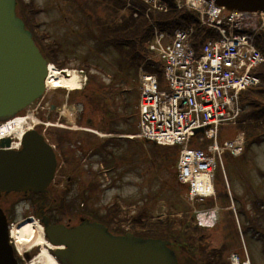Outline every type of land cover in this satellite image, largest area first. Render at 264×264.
Returning <instances> with one entry per match:
<instances>
[{"label":"rangeland","instance_id":"obj_1","mask_svg":"<svg viewBox=\"0 0 264 264\" xmlns=\"http://www.w3.org/2000/svg\"><path fill=\"white\" fill-rule=\"evenodd\" d=\"M32 1L40 12L35 16V21L39 24L37 32L45 37L46 41L56 42L61 46L63 54L59 55L58 62L66 67L65 70L77 71L86 79L88 87L84 85V88L87 92L101 85L109 88L107 92H118L119 99L115 105L119 115L118 132L131 133L137 130L138 117L134 114L138 111L137 88L123 93L125 87L130 84L138 86L136 71L125 70L121 75L118 73L120 55L117 51L113 48L104 52L95 49L97 42L94 37L100 36L96 27L97 18H106L109 11H113V3L110 0H24V3L29 4ZM110 14L115 18L117 16L114 12ZM121 14H124L123 10ZM111 80L114 81L113 88L109 87ZM133 91L134 93H130ZM57 92L65 97L68 93L71 94V91L66 89L50 88L45 94V104H52L53 99H57ZM78 102L76 100V103ZM76 103L67 104L63 101L58 107L67 118L74 121L75 115L72 113L75 112ZM248 111L247 107L246 112ZM93 116L99 119L98 115ZM236 134L237 128L233 125L221 127L222 140L231 139ZM248 139L255 140L252 137ZM260 140L264 141V133ZM126 143L130 152L120 143L119 158H114V164L118 162L120 165L114 172H102L98 175L89 172L81 178L73 177L78 184L83 185L64 194L71 205L59 208V221L67 223L72 219V222L76 223L79 218L87 217L86 215L99 219L115 204H118L121 214L119 220L111 225L114 231L119 230L116 229L117 222L122 228L125 226L138 232L143 230V227L136 224L133 226L130 221L125 220V217L132 219L140 216L139 214L147 215L151 221L171 217L180 223L186 216L192 218L193 212L187 202V189L180 185L176 176L174 165L178 157L177 147H162L154 143L144 145L142 141H134V145H131V141ZM133 148L135 150L131 151ZM263 175L264 143L248 145L241 156L226 153L220 162L216 178L218 193L215 197V203L219 206L218 224L215 229L204 231V239L212 240V245L217 248H223L226 261L230 254L235 252L243 255L242 257L247 255L252 264H264V235L258 234L256 238L255 234L253 235L255 230H249L246 220L247 216L250 219L257 217V214L251 211L256 203L258 213H262L264 225V210L259 205H264ZM63 179L65 177L61 178ZM209 203L211 201L207 202L206 206ZM31 209L28 202L20 203L16 208L12 226L29 218L37 221L33 214L25 215V212L32 211ZM212 245L205 243L200 250L207 252ZM35 249L36 247H33L27 253ZM40 249L25 264L35 263V259L40 256Z\"/></svg>","mask_w":264,"mask_h":264},{"label":"water","instance_id":"obj_2","mask_svg":"<svg viewBox=\"0 0 264 264\" xmlns=\"http://www.w3.org/2000/svg\"><path fill=\"white\" fill-rule=\"evenodd\" d=\"M215 1L231 11L264 12V0ZM16 6V0H0V121L29 107L46 90L47 61L17 16ZM10 145L11 139L0 141V193L44 192L57 165L52 147L36 131L25 134L22 151L6 150ZM42 222L56 257L64 264H179L169 241L131 233L116 236L103 224L88 220L74 227L51 225L47 217ZM0 264H17L1 208Z\"/></svg>","mask_w":264,"mask_h":264},{"label":"built area","instance_id":"obj_3","mask_svg":"<svg viewBox=\"0 0 264 264\" xmlns=\"http://www.w3.org/2000/svg\"><path fill=\"white\" fill-rule=\"evenodd\" d=\"M221 11L211 7L208 20L203 24L219 29L223 39L206 47V55L199 60L193 58L189 46V35L179 33L172 47H155L167 59V77L171 93L159 92L154 77H145L141 100L143 129L147 136L160 142H183L193 131L210 125L213 136L221 122L234 120L240 109L237 92L254 80L250 69L264 57L258 52L247 35L227 37L220 26L227 21L232 30H241L240 18L231 15L214 23ZM233 90L235 93L232 94ZM229 148L236 150L238 144ZM214 160L202 152L187 151L182 156L183 177L193 182V190L201 191L197 177L210 182Z\"/></svg>","mask_w":264,"mask_h":264},{"label":"trees","instance_id":"obj_4","mask_svg":"<svg viewBox=\"0 0 264 264\" xmlns=\"http://www.w3.org/2000/svg\"><path fill=\"white\" fill-rule=\"evenodd\" d=\"M110 1L113 3V11H109L106 18L99 17L96 21V27L100 36H96L99 46L95 49L102 51L110 46L114 47L120 54L118 65L121 75L124 74L125 70L137 72L139 67L143 65L146 72L156 74L162 82V65L160 62L148 59L150 53L147 50L146 44L151 39L155 27L160 31L173 32L178 28H186L189 25L195 24V16L188 11L179 10L175 0H165L170 7V11L166 14H150L149 19L144 14H140L139 17L135 18V9L132 8V14L121 16L120 10L124 6V0ZM139 8L142 9L144 6L139 5ZM17 12L25 21L27 28L33 31L44 57L48 61L56 63L59 67H63L58 62L59 55L62 52L61 46L55 42L46 41L45 37L37 32L38 25L35 21V16L38 14V11L35 3L32 1L26 4L24 0H18ZM111 12L117 14L116 18L110 14ZM205 36L204 30L199 31L196 35V41L204 39ZM261 77L263 80L262 88L249 91L242 98L245 107H248L249 111L242 116L239 128L245 130L249 138L255 139L251 141L252 143L264 142L260 140L264 133V73ZM90 104L96 111L108 108V104L105 102V94L92 96ZM120 214L121 210L118 208V204L113 205L112 209H109L108 212V216L111 215V219L106 221V224L110 225L114 220H119ZM125 220L130 221L133 226L136 224L143 227L141 235L146 236L145 234L147 233V236L166 238L174 241L175 246L181 248L189 263L195 264L194 255H196L198 250L197 243L202 240L203 235L201 234V229L194 224L193 217L186 216L180 223L174 221L171 217H167L164 220L151 221L144 214H140V216L133 217L132 219H129V217L126 219L125 217Z\"/></svg>","mask_w":264,"mask_h":264},{"label":"flooded vegetation","instance_id":"obj_5","mask_svg":"<svg viewBox=\"0 0 264 264\" xmlns=\"http://www.w3.org/2000/svg\"><path fill=\"white\" fill-rule=\"evenodd\" d=\"M56 96L57 99H53L54 102L51 104V108L47 114L43 115L45 116L43 119L52 122V124L47 128L41 126L38 128L39 131H45L46 140L50 145L55 147L57 154L55 179L47 192L43 194H31L29 196L24 193L0 194V206L9 220L15 217V212H13L14 204L20 201H27L32 207V211L25 212V215L33 214L37 217L48 215L51 221L61 223L58 221L60 216L58 208L62 204L64 206L69 204V200L67 201L64 194L71 192V189L73 191L77 190V186L78 188L82 186L73 177L81 178L89 172L96 175L102 172H113L116 168L114 158L117 157L118 151L114 137L117 134L118 120L117 112L114 111L115 109L112 108L113 111L111 113L108 112L106 117L103 115V112L100 113L99 120H95L87 114L85 102H90L87 92H77L69 94L66 97L57 92ZM79 96V104H76L73 114L75 115V120H69L64 116L61 109L59 110L58 104L63 101L70 104L73 99H77ZM42 107V102H37L33 111L41 116L43 113L40 111V108ZM84 126L105 130L109 136L107 139L100 141L97 138L99 135L96 132L89 131ZM102 159L103 162H101ZM62 177H65V179L61 180ZM65 183H68V185H65ZM54 212H59V215L54 214ZM69 223L73 225L72 219L68 220L67 224ZM251 227L252 225H249V228ZM254 229L260 232V226L258 225ZM36 253L37 251L34 250L28 254L27 258H32ZM16 259L18 264H24L27 260L17 255ZM179 262L180 264H189V261L180 255Z\"/></svg>","mask_w":264,"mask_h":264},{"label":"bare ground","instance_id":"obj_6","mask_svg":"<svg viewBox=\"0 0 264 264\" xmlns=\"http://www.w3.org/2000/svg\"><path fill=\"white\" fill-rule=\"evenodd\" d=\"M47 85L54 89L77 90L82 86L81 76L77 71H70L68 77L58 71L48 76ZM25 122L26 119L22 118L11 122L5 126V134L15 133L21 137L25 131ZM11 235L21 255H25L33 247L41 248L40 256L35 259L36 262L33 264H58L49 252L55 247L45 239L43 227L33 219L12 226Z\"/></svg>","mask_w":264,"mask_h":264}]
</instances>
